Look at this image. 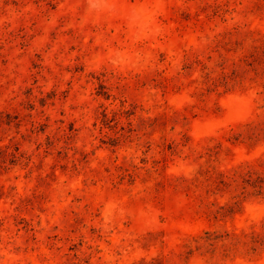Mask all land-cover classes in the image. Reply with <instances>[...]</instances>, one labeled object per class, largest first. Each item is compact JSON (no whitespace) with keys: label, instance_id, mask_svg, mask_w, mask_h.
<instances>
[{"label":"rangeland","instance_id":"1","mask_svg":"<svg viewBox=\"0 0 264 264\" xmlns=\"http://www.w3.org/2000/svg\"><path fill=\"white\" fill-rule=\"evenodd\" d=\"M0 264H264V0H0Z\"/></svg>","mask_w":264,"mask_h":264},{"label":"trees","instance_id":"2","mask_svg":"<svg viewBox=\"0 0 264 264\" xmlns=\"http://www.w3.org/2000/svg\"><path fill=\"white\" fill-rule=\"evenodd\" d=\"M259 186H261V185H259ZM207 232H208V231H207ZM254 238H255V239H254L255 241H262V242H263V239H262L261 237H259V236L256 237V235H254ZM254 248H255V247H254Z\"/></svg>","mask_w":264,"mask_h":264}]
</instances>
